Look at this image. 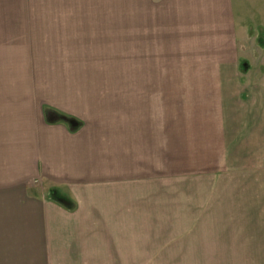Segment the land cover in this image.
Listing matches in <instances>:
<instances>
[{
  "label": "crops",
  "instance_id": "crops-1",
  "mask_svg": "<svg viewBox=\"0 0 264 264\" xmlns=\"http://www.w3.org/2000/svg\"><path fill=\"white\" fill-rule=\"evenodd\" d=\"M5 1L11 16L134 15L141 32L133 110L20 130L17 180L47 185L9 199L23 210L13 221L45 248L39 262L140 264L197 238L201 255L264 264V0H88L73 12ZM158 46L182 49L177 69H154L175 61L156 59Z\"/></svg>",
  "mask_w": 264,
  "mask_h": 264
},
{
  "label": "rangeland",
  "instance_id": "rangeland-1",
  "mask_svg": "<svg viewBox=\"0 0 264 264\" xmlns=\"http://www.w3.org/2000/svg\"><path fill=\"white\" fill-rule=\"evenodd\" d=\"M44 2L50 3L47 10L65 12L90 10L92 6L88 0ZM7 9L13 8L0 5V264H46L39 262L45 248L38 246L37 238L29 237L31 233L23 230L21 222L13 221L21 218L18 215L23 210L15 206L17 195L14 204L10 201L12 190H23L18 195L23 199L36 198L47 185L40 176L28 173L21 176L24 184L17 180L23 167L20 155V167L16 157L21 148L20 130L32 122H102L103 115L114 121L121 110H133L130 104L141 93L140 85L136 88V83L140 84L137 71L141 69L137 34L141 32L134 30V15L11 16L6 15ZM13 21L24 23L26 29H3ZM164 49L154 47L155 58L167 56L175 61H157L154 69H177L182 49ZM146 54H151L150 47L147 52L142 48V59H148ZM152 111L147 108L143 114ZM54 193L52 198H60ZM199 250L198 239L192 238L168 248L164 254L144 255L140 264L246 262L240 256L215 259L213 255L199 254ZM256 261V257L250 260L251 264Z\"/></svg>",
  "mask_w": 264,
  "mask_h": 264
},
{
  "label": "trees",
  "instance_id": "trees-1",
  "mask_svg": "<svg viewBox=\"0 0 264 264\" xmlns=\"http://www.w3.org/2000/svg\"><path fill=\"white\" fill-rule=\"evenodd\" d=\"M61 118H63V117L61 116Z\"/></svg>",
  "mask_w": 264,
  "mask_h": 264
}]
</instances>
